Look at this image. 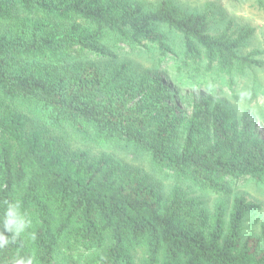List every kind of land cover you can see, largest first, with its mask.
Instances as JSON below:
<instances>
[{"label":"trees","instance_id":"obj_1","mask_svg":"<svg viewBox=\"0 0 264 264\" xmlns=\"http://www.w3.org/2000/svg\"><path fill=\"white\" fill-rule=\"evenodd\" d=\"M257 3L264 8V0ZM162 27L181 35V55ZM254 30L212 34L205 12L180 14L168 1L145 9L119 0H0V211L18 200L31 219L27 232L0 250V264L30 255L36 264H62L59 253L66 264H264V224L257 238L241 233L245 214L259 203L237 196L228 216L222 203L208 215L197 199L178 190L164 198L107 155L71 153L73 141L90 136L144 153L203 190L217 189L226 176L264 184V142L245 129L203 143L204 123L232 118L220 102L201 119L176 117L155 102L140 110L99 99L98 89L126 66L106 74L96 64L98 50L85 54L102 43L151 44L160 62L172 56L181 67L216 68L230 79L264 65V49L240 53ZM38 59L47 62L45 72L33 67ZM139 84L148 95L158 92L145 77ZM255 96L253 86L250 100Z\"/></svg>","mask_w":264,"mask_h":264},{"label":"rangeland","instance_id":"obj_2","mask_svg":"<svg viewBox=\"0 0 264 264\" xmlns=\"http://www.w3.org/2000/svg\"><path fill=\"white\" fill-rule=\"evenodd\" d=\"M126 6L141 4L145 9L155 8L160 2L168 1L180 14L205 12L209 21V31L218 34L227 30L229 34L237 32L245 26L255 30L240 49L246 54L253 49H264V8L259 7L257 0H119ZM167 43L181 55L182 37L165 27ZM87 48L85 54L99 59L100 71L109 74L119 69L125 63V70L119 78L103 89H98L99 99L122 101L126 105L146 109L151 103L167 105L174 116L189 118L197 114L201 119L210 115L214 102H220L229 109L232 118L227 125H212L204 123L203 143L224 140L245 129L250 136L264 142V65L247 69L243 75H234L229 79L219 75L216 68L206 72L181 67L179 61L172 56H166L160 62L154 45L146 44L140 47L127 42L111 46L102 43ZM264 60V53L259 56ZM33 67L41 72L47 70V62L34 60ZM43 62V63H42ZM107 66V67H105ZM145 77L150 83L159 86L155 95H148L140 88V79ZM255 86L256 96L250 100V90ZM109 92V93H107ZM244 113L246 115L243 117ZM73 150V151H72ZM71 153L85 152L89 159L100 155L109 156L120 169H132L143 175L156 191L164 198L173 190L193 197L200 202V207L211 215L215 206L222 203L226 216L232 209L233 200L242 196L248 201L259 203L260 209L248 211L242 221V239L248 236L257 238L264 224V184L250 176L237 179L226 176L217 189H200L189 181L177 179L168 170H160L151 164L149 157L141 152H131L115 142L96 143L90 136H82L73 141ZM58 260L66 264L61 253ZM81 264V263H80ZM85 264V263H82Z\"/></svg>","mask_w":264,"mask_h":264},{"label":"clouds","instance_id":"obj_3","mask_svg":"<svg viewBox=\"0 0 264 264\" xmlns=\"http://www.w3.org/2000/svg\"><path fill=\"white\" fill-rule=\"evenodd\" d=\"M30 226L31 219L22 209L20 201L10 200L6 202L0 211V250L7 248L10 243L25 234ZM9 264H36V258L32 255L19 256L13 258Z\"/></svg>","mask_w":264,"mask_h":264}]
</instances>
